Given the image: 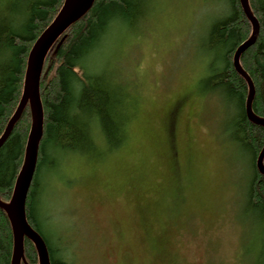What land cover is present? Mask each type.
<instances>
[{
    "label": "rangeland",
    "instance_id": "1",
    "mask_svg": "<svg viewBox=\"0 0 264 264\" xmlns=\"http://www.w3.org/2000/svg\"><path fill=\"white\" fill-rule=\"evenodd\" d=\"M227 12L225 0H147L85 60L125 90L131 117L121 146L94 130L90 153L52 152L40 179L41 232L67 264H258L236 109L204 85L207 32Z\"/></svg>",
    "mask_w": 264,
    "mask_h": 264
},
{
    "label": "trees",
    "instance_id": "2",
    "mask_svg": "<svg viewBox=\"0 0 264 264\" xmlns=\"http://www.w3.org/2000/svg\"><path fill=\"white\" fill-rule=\"evenodd\" d=\"M63 1L0 0V136L21 97L29 50L54 19ZM225 1L228 12L215 19L207 32L205 50L211 56V63L204 85L205 90L225 100L231 113L236 109L235 114H230L228 124L234 141L250 156L252 174L246 206L261 228L263 245L258 264H264V174L255 166L256 157L264 147V127L247 118L244 104L248 86L232 65L236 47L249 38L252 28L240 1ZM146 3L147 0H95L62 34L60 46L56 49L54 44L44 59L39 81L43 131L25 215L43 237L51 264L67 263L41 232L48 216L39 202L40 179L58 163L51 158L52 152L90 153L96 147L94 130L104 138L107 148H117L126 142L131 117L128 94L121 86L114 85L109 76L87 69L84 62L100 47L111 24H132L142 16ZM248 4L258 21L259 31L254 43L240 55L239 63L254 85L252 111L264 118V0H248ZM30 125V109L26 105L0 147L2 202L11 198ZM12 249L11 226L0 208V264L11 263ZM23 253L26 264H38L35 246L27 238L23 241Z\"/></svg>",
    "mask_w": 264,
    "mask_h": 264
},
{
    "label": "water",
    "instance_id": "3",
    "mask_svg": "<svg viewBox=\"0 0 264 264\" xmlns=\"http://www.w3.org/2000/svg\"><path fill=\"white\" fill-rule=\"evenodd\" d=\"M94 1L64 0L54 19L36 38L27 56L21 97L14 113L0 136L1 147L9 136L14 124L21 116L25 106L28 105L31 115V125L24 148L23 162L15 179L10 200L8 202H2L0 200V208L5 212L12 231L13 249L10 264H21V262L26 264L23 255L24 238H27L34 244L38 256V264H51L43 237L29 225L25 215L26 198L35 173L38 148L43 131V108L39 94V81L44 59L48 51L64 31L90 9ZM239 1L245 17L251 24L252 31L251 36L235 50L232 65L238 74L245 79L248 86V93L244 104L247 118L251 122L264 127V118L253 113L251 108V102L254 96V85L239 63V57L242 52L254 43L259 31V24L250 9L248 0ZM62 40L63 37L57 43L56 49L60 46ZM263 158L264 147L255 161L256 169L262 174H264Z\"/></svg>",
    "mask_w": 264,
    "mask_h": 264
},
{
    "label": "bare ground",
    "instance_id": "4",
    "mask_svg": "<svg viewBox=\"0 0 264 264\" xmlns=\"http://www.w3.org/2000/svg\"><path fill=\"white\" fill-rule=\"evenodd\" d=\"M68 28H69V27H68ZM68 28H67V29H68ZM251 28H252V27H251ZM67 29H66V30H67ZM66 30H65V31H66ZM65 31H64V32H65ZM61 36H62V35H61ZM61 36L59 37V39H58L57 42L55 43V48H56V45H57V43L59 42V40L63 37V36H62V37H61ZM250 36H251V34H250ZM250 36H249V37H250ZM245 41H246V40H245ZM241 44H242V43H241ZM238 46H239V45H238ZM238 46H237V47H238ZM31 47H32V46H31ZM237 47H236V49H237ZM30 49H31V48H30ZM236 49H235V50H236ZM29 51H30V50H29ZM234 52H235V51H234ZM233 55H234V53H233ZM232 59H233V56H232ZM42 108H43V107H42ZM29 130H30V129H29ZM1 135H2V134H1ZM26 140H27V139H26ZM25 144H26V143H25ZM29 225H30V224H29ZM30 226H31V225H30ZM32 228H33V227H32ZM47 249H48V248H47ZM48 253H49V252H48ZM23 255H24V253H23ZM24 258H25V257H24ZM49 258H50V257H49ZM25 261H26V260H25ZM50 262H51V261H50Z\"/></svg>",
    "mask_w": 264,
    "mask_h": 264
}]
</instances>
